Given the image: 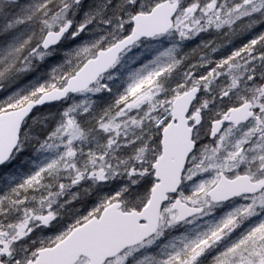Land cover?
Segmentation results:
<instances>
[{"label": "snow or ice", "instance_id": "obj_1", "mask_svg": "<svg viewBox=\"0 0 264 264\" xmlns=\"http://www.w3.org/2000/svg\"><path fill=\"white\" fill-rule=\"evenodd\" d=\"M0 264H264V0H0Z\"/></svg>", "mask_w": 264, "mask_h": 264}]
</instances>
